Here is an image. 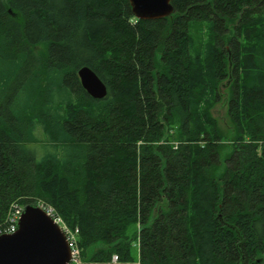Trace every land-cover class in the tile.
<instances>
[{
	"label": "trees",
	"instance_id": "16d2710c",
	"mask_svg": "<svg viewBox=\"0 0 264 264\" xmlns=\"http://www.w3.org/2000/svg\"><path fill=\"white\" fill-rule=\"evenodd\" d=\"M172 3L143 21L129 0H0V228L43 201L83 264H264V0Z\"/></svg>",
	"mask_w": 264,
	"mask_h": 264
},
{
	"label": "water",
	"instance_id": "95a60500",
	"mask_svg": "<svg viewBox=\"0 0 264 264\" xmlns=\"http://www.w3.org/2000/svg\"><path fill=\"white\" fill-rule=\"evenodd\" d=\"M138 20H162L174 14L172 0H129ZM87 94L95 100L108 95L107 85L88 67L78 71ZM72 252L55 221L35 204L26 205L16 233L0 238V264H68Z\"/></svg>",
	"mask_w": 264,
	"mask_h": 264
},
{
	"label": "built area",
	"instance_id": "2783aa9c",
	"mask_svg": "<svg viewBox=\"0 0 264 264\" xmlns=\"http://www.w3.org/2000/svg\"><path fill=\"white\" fill-rule=\"evenodd\" d=\"M37 205L41 207L55 221V223L60 226L62 231L67 236V240L72 251V260L69 264H83L81 250L78 243L79 229L73 230L67 224H65L64 219L59 215L57 210L52 208V206L41 201L38 202ZM11 209V213H8L7 226L0 228V237L13 234L18 229V224L23 213V207L21 205L15 204ZM118 261V256H115L112 260L113 263H117Z\"/></svg>",
	"mask_w": 264,
	"mask_h": 264
},
{
	"label": "rangeland",
	"instance_id": "374dc122",
	"mask_svg": "<svg viewBox=\"0 0 264 264\" xmlns=\"http://www.w3.org/2000/svg\"><path fill=\"white\" fill-rule=\"evenodd\" d=\"M198 30L200 33H202L201 35H203V37H206V31L207 30L204 27H202L201 29L198 28ZM222 83L223 84H221V87H220L221 88L220 89V100L217 101V105L212 110V114L217 119L220 132L224 137L221 144H222V148H223L222 149L223 158H226L228 156L229 147H231V145L233 144L234 126H233L232 121L229 118L230 116L228 113L230 103L226 102L227 94H230V89H231L230 83L227 81V79H225ZM54 106L59 108L58 106H61V105H59L58 103H55ZM63 107H65V106H63ZM37 134L43 140V137H44L43 136L44 135L43 130H41ZM37 147H41V146L38 145ZM39 150L41 152L42 149L39 148ZM42 154H44V153L41 152V155ZM136 232H137V229L132 230V233H136ZM133 252L135 255H138V244L136 242H135L134 247H133Z\"/></svg>",
	"mask_w": 264,
	"mask_h": 264
},
{
	"label": "bare ground",
	"instance_id": "6f19581e",
	"mask_svg": "<svg viewBox=\"0 0 264 264\" xmlns=\"http://www.w3.org/2000/svg\"><path fill=\"white\" fill-rule=\"evenodd\" d=\"M86 93H87V92H86ZM91 98H92V97H91ZM173 148H174V150H178V149H179L178 146H176V145H175ZM38 202H40V201H38ZM38 202H36V203H38ZM41 202H43V201H41ZM44 203H45V202H44ZM48 205H49V204H48ZM50 206H51V205H50ZM12 207H13V206H12ZM12 207H11V208H12ZM22 207H24V206H22ZM11 208H10V210H9V213H11V210H12ZM52 208H54V207L52 206ZM54 209H55V208H54ZM55 210H56V209H55ZM64 223L67 224L65 221H64ZM67 225H68V224H67ZM4 226H7V221L5 222V225H4ZM68 226H69V225H68ZM70 228H71V227H70ZM71 229H72V228H71ZM77 229H79V228H77ZM73 230H76V229H73ZM114 257H115V256H113V258H114ZM113 258H112V259H113Z\"/></svg>",
	"mask_w": 264,
	"mask_h": 264
},
{
	"label": "clouds",
	"instance_id": "9594fccd",
	"mask_svg": "<svg viewBox=\"0 0 264 264\" xmlns=\"http://www.w3.org/2000/svg\"><path fill=\"white\" fill-rule=\"evenodd\" d=\"M36 133H34V135H35ZM29 147H31V145L29 146ZM38 159H39V156H38Z\"/></svg>",
	"mask_w": 264,
	"mask_h": 264
}]
</instances>
